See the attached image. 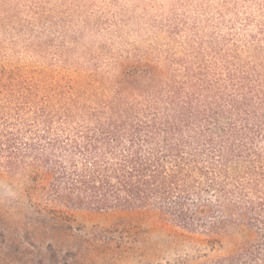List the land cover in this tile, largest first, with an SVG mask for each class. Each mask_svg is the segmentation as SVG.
<instances>
[{"label":"trees","instance_id":"16d2710c","mask_svg":"<svg viewBox=\"0 0 264 264\" xmlns=\"http://www.w3.org/2000/svg\"><path fill=\"white\" fill-rule=\"evenodd\" d=\"M205 9L235 21L178 76L133 60L101 93L0 83V171L27 179L36 223L145 211L212 241L237 226L247 243L197 264H264V0Z\"/></svg>","mask_w":264,"mask_h":264},{"label":"rangeland","instance_id":"374dc122","mask_svg":"<svg viewBox=\"0 0 264 264\" xmlns=\"http://www.w3.org/2000/svg\"><path fill=\"white\" fill-rule=\"evenodd\" d=\"M205 2L0 0V83L101 93L117 64L133 60L178 76L192 47L235 21ZM27 187V179L0 171V264H197L250 238L236 226L212 241L145 211H74L42 225L32 219Z\"/></svg>","mask_w":264,"mask_h":264}]
</instances>
